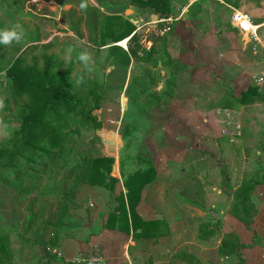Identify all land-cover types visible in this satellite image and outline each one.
Returning a JSON list of instances; mask_svg holds the SVG:
<instances>
[{
	"label": "rangeland",
	"instance_id": "1",
	"mask_svg": "<svg viewBox=\"0 0 264 264\" xmlns=\"http://www.w3.org/2000/svg\"><path fill=\"white\" fill-rule=\"evenodd\" d=\"M39 1L46 5L37 8L29 4L30 0H0V29L19 24L22 32L26 31L36 34L35 37L38 36L37 44L27 45L14 58L20 57L24 61V67L36 66L38 70L43 69L45 64L49 65L58 74H66L70 65L73 64L74 69L69 75L70 83H74L82 74L84 79L94 80L100 85L98 90H100L99 94H103L104 101L102 108L94 112V115L102 124V133L99 134L98 131L84 133L81 130L82 135L74 136V140L80 144L83 140L96 136L94 138L95 154L113 158L114 167H117L115 161L117 162V158H119L125 174H130L138 164L133 158L138 154V151H135L137 137L133 134L142 132V129L138 128L145 115H140L135 107L131 109L128 106L123 107L127 104L126 96L122 94L123 88L128 84L129 73L133 69L126 66V63L123 66H118V58L113 54L114 49H110L113 46L117 47V44L122 41L103 45L96 38L97 32L93 36L92 27L98 19L88 12L89 8H97L102 16L115 18L120 23H134L136 33L130 42L136 39L145 48H148L147 40L151 36L167 38V43L174 54H177L181 67L177 72L175 85H179L180 89L189 83L196 84L203 90L202 98L210 105H219L220 101L226 98L239 97L248 87L258 88L254 81L264 72V62L260 60V56H254L243 42L242 37L230 25L227 26V23L221 25L223 30L218 33L219 44L212 45L210 40L212 28L208 25H198L197 21H191L187 15L184 22L186 26L182 29L175 27L180 14L176 15L173 12L164 19L163 23H159V21L153 23L149 19L150 11L138 7L135 0ZM193 1L184 0L179 5L186 8ZM214 1L216 0H203L201 5L209 8V3ZM82 2L86 4V8L83 10L80 8ZM169 2L172 4L173 0ZM223 2L225 3V0ZM229 4L238 5V9L245 12L256 24L264 23V0H229ZM206 12L207 10L204 13ZM206 20L208 18H205ZM99 26L102 29L105 27V23H99ZM192 29L195 30V34L192 33ZM223 31L232 33L230 36L232 43L222 35ZM91 34L93 35L90 36ZM259 37L264 41V26L259 30ZM197 41L201 42L202 47H199L201 50L195 45ZM124 47L126 49L118 47V50L121 54L126 55L128 43ZM228 51L232 54L227 53ZM81 52H86L91 58L87 68L79 65L78 55ZM218 53H227L224 57L220 56L221 62ZM3 54L5 53L1 50L0 45V67L4 69L6 61L11 59V56ZM234 57L238 62L232 60ZM259 63L263 65L259 66ZM3 69L0 71V146L7 145L13 133L19 129L20 120L16 118V107L27 102L26 96L12 100L10 83L7 81ZM135 70L137 71L135 74H137L139 72L137 66ZM157 72L159 82L156 92L160 85L164 86L168 78V73L164 68L157 69ZM258 92L260 97H263L264 87L258 88ZM8 94L10 95V101H8L10 110H6L5 106L3 111V100ZM234 104L230 110L235 112L232 129L238 127L239 137L234 139L222 137L220 123H217L219 127L217 131L208 126L206 128V125L204 130L197 131L203 134L205 139L214 141L220 151L218 157L220 174L217 169L215 178L216 181H221L219 188L224 194L223 196L232 198V203L229 206L231 216L241 214L242 211V205L236 207L237 209L234 207V204L238 203L235 193L240 184L244 180L262 175L257 165L264 154V99L254 97L250 104L244 106ZM219 110L221 109L216 108L214 116L218 117L217 111ZM149 115L154 121L161 117L160 111L157 110H153ZM223 118L224 115L221 116V119ZM134 125H137L138 128ZM194 174L203 176L205 171L194 170ZM13 176L14 174L11 172L10 182ZM223 188L226 189L223 190ZM28 200L29 198L19 197L11 187H0V229L2 235L8 238V249L12 255L10 262L6 264H27L29 262V258H26L24 253L27 250L21 253L17 244L18 235L26 228L24 208ZM262 204L264 211V201ZM261 245L264 248V236ZM26 253L29 256H38L40 264L44 258H52L50 253L47 255V252L44 253L41 250L40 255L31 251Z\"/></svg>",
	"mask_w": 264,
	"mask_h": 264
},
{
	"label": "trees",
	"instance_id": "2",
	"mask_svg": "<svg viewBox=\"0 0 264 264\" xmlns=\"http://www.w3.org/2000/svg\"><path fill=\"white\" fill-rule=\"evenodd\" d=\"M135 1L138 7L149 10L158 19L168 18L172 11L170 0ZM225 4L230 5L229 0H225ZM230 6L239 8L236 4ZM89 9L88 12L98 19L92 27L94 35L90 36H95L97 32L96 38L103 45L108 41L111 44L123 41L135 30L132 24L102 16L97 8ZM199 13L200 4L191 5L189 19L193 20ZM99 23H105V27L101 29ZM35 35L24 31L19 41L5 44L6 47L1 45V50L5 53L3 55L11 56L6 61L5 68L0 67L10 83L11 98L16 100L21 96L27 97L26 103L16 107V118L20 120L19 129L13 133L7 145L0 146V187H11L19 197L29 198L24 208L26 228L18 235L17 240L21 252L36 248L47 252L46 250L57 247L56 240L68 226L67 219L75 196L83 185L112 190L116 183L111 176L114 159L95 154L96 136L83 140L80 144L74 140V136L82 135L81 130L89 133L102 128L101 122L94 115V112L102 108L104 101L103 94H99L100 85L94 80L84 79L82 74L74 83H70L69 75L74 69L73 64L66 74L55 73V69L46 64L40 70L36 66L24 67L23 59L14 56L27 45L37 44L38 36ZM167 41L164 36H151L147 40L151 44L149 48H145L136 39L128 41L126 55L121 54L116 46L110 48L114 49L118 66L125 63L128 66L130 59L137 66L139 72L130 78L124 94L129 109L135 107L140 115L150 114L159 107L163 99L173 98L175 94L176 75L181 67L177 54L169 50ZM79 65H82L81 62ZM159 67L167 71L168 78L163 91L156 93ZM10 95L3 100V111L5 106L6 110H10ZM254 97L264 99V96L260 97L258 88L248 87L239 97L221 100L218 108L231 110L232 104L244 106L253 102ZM120 167L122 168L121 163ZM259 171L262 175L244 180L235 193L238 203L234 207L237 209L242 205V211L241 214L232 216L249 231L256 215L252 195L257 187L264 185V170ZM11 172L14 176L10 182ZM153 177L154 171L150 169L138 171L127 178L124 183L128 190L126 204L124 200L121 201L119 216H109L106 224L108 229H115L113 220L116 218L121 223L119 229L128 233L129 212L134 236L148 237L147 231L151 227H145L138 219L133 218L141 188ZM158 228L156 224L154 229ZM138 229L141 232L137 234ZM244 247L238 241H225L221 252L237 255V264H243L240 250ZM11 258L8 238L2 235L0 229V264L10 262Z\"/></svg>",
	"mask_w": 264,
	"mask_h": 264
},
{
	"label": "crops",
	"instance_id": "3",
	"mask_svg": "<svg viewBox=\"0 0 264 264\" xmlns=\"http://www.w3.org/2000/svg\"><path fill=\"white\" fill-rule=\"evenodd\" d=\"M202 1L194 0L191 4H200L199 15L191 21L211 27L210 40L212 45H217L218 33L223 30L222 23L230 25L232 11L238 8L226 5L224 0L209 3L207 8L201 5ZM180 2L183 3L184 0H173L171 12L180 14L175 27L182 29L186 26L185 17L190 16L191 5L184 8L179 5ZM205 18H208L209 22L205 21ZM149 19L153 23L159 21L158 17L151 14ZM258 25L261 28L264 23ZM135 30L127 38V42L134 38ZM192 33L195 34L194 29ZM231 34L223 31L222 35L232 43ZM260 41L264 46V41L262 39ZM147 43L149 48L151 44ZM200 43L197 41L195 44L199 50H201L199 47H202ZM168 46L174 53L170 45ZM117 47L123 48L120 44H117ZM227 53L232 54L230 51ZM218 54L221 62V57L225 54ZM252 54L260 56V60L264 62L262 50ZM232 60L238 62L236 57ZM134 64L135 62L130 59L128 67H132L133 70L129 73L128 82L136 75ZM133 72L134 74H131ZM127 85L123 88L122 94ZM163 89L164 86L160 85L155 92L161 93ZM175 89L173 98L163 99L159 107L154 109L161 113L159 120L154 121L148 114L143 115L139 128L134 125L142 129V132L133 134L137 137L135 151H138L133 157L138 163L134 170L130 174L123 173L121 162L117 158V162L115 161L117 167L113 165L111 172V176L116 180L112 190L83 186L71 207L67 219L68 226L56 240L57 247L46 250L47 255L50 253L52 258H44L41 264H71L70 261L76 256L93 251H99L106 264H237L239 262L237 255L221 252L222 243L225 241L234 243L238 241L245 245L240 250L243 264H264V248L261 245L264 236V211L261 206L264 201V185L257 187L252 195L256 215L249 231L229 213L232 198L223 196L219 188L221 181H216L217 169L220 174L218 165L220 151L216 143L205 139L203 134L197 132L204 130L205 125L206 128L208 126L217 131L219 128L217 123L222 121L219 114L221 110L217 111L218 117L214 116L218 105L205 102L202 98L203 90L194 83L186 84L180 89L179 85H175ZM123 107H127V104ZM230 112L235 115L234 111ZM257 166L264 170V155ZM150 169H153L154 177L142 186L133 218L138 219L145 227H151L147 231L148 237L134 236L129 212L128 233L119 229L121 223L120 220L116 221V218L113 220L115 229H108L106 224L109 216H119L121 201L124 200L126 204L128 190L124 183L127 178L138 171ZM194 170H203L205 174L193 175ZM156 224L158 229H154ZM140 232L139 229L136 231L137 234ZM251 244L252 247H249ZM40 250L44 252L38 248L26 252H37L36 254L40 255ZM26 252H24L26 258H29L27 264H40L38 256H29Z\"/></svg>",
	"mask_w": 264,
	"mask_h": 264
},
{
	"label": "built area",
	"instance_id": "4",
	"mask_svg": "<svg viewBox=\"0 0 264 264\" xmlns=\"http://www.w3.org/2000/svg\"><path fill=\"white\" fill-rule=\"evenodd\" d=\"M30 5H33L37 8H42L44 3L39 0H30ZM165 20L159 19V23H163ZM230 26L232 29L237 31L239 35L242 37L243 42L248 46L252 53H257L259 50L264 52V46L261 44L259 37L260 26L253 22V20L243 11L237 9L233 10L230 16ZM127 40L122 41L120 45H126ZM255 85L258 88L264 87V72L260 74V76L255 79ZM220 116L224 115V118L221 119V129H222V137L234 139L240 136V132L237 131L238 127L232 129V124L234 121L233 114L229 110H221L219 112ZM233 130V132H232ZM60 257L61 255L58 254ZM71 264H106L102 254L99 251H93L89 253H83L76 256Z\"/></svg>",
	"mask_w": 264,
	"mask_h": 264
},
{
	"label": "clouds",
	"instance_id": "5",
	"mask_svg": "<svg viewBox=\"0 0 264 264\" xmlns=\"http://www.w3.org/2000/svg\"><path fill=\"white\" fill-rule=\"evenodd\" d=\"M80 8L83 10L86 8L85 3L80 4ZM22 35V28L19 24H15L10 28L0 29V45L9 44L13 41H19ZM90 57L86 52H81L78 55V60L81 64L87 68L90 62Z\"/></svg>",
	"mask_w": 264,
	"mask_h": 264
},
{
	"label": "water",
	"instance_id": "6",
	"mask_svg": "<svg viewBox=\"0 0 264 264\" xmlns=\"http://www.w3.org/2000/svg\"><path fill=\"white\" fill-rule=\"evenodd\" d=\"M107 43H108V45L111 44V42H109V41ZM98 133L101 134L102 131L100 130V131H98Z\"/></svg>",
	"mask_w": 264,
	"mask_h": 264
}]
</instances>
